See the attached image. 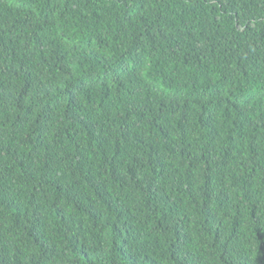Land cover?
<instances>
[{
    "label": "trees",
    "instance_id": "1",
    "mask_svg": "<svg viewBox=\"0 0 264 264\" xmlns=\"http://www.w3.org/2000/svg\"><path fill=\"white\" fill-rule=\"evenodd\" d=\"M0 264H264V0H0Z\"/></svg>",
    "mask_w": 264,
    "mask_h": 264
}]
</instances>
